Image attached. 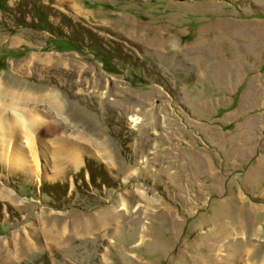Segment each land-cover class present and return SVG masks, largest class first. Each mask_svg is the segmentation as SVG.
<instances>
[{
  "label": "rangeland",
  "instance_id": "obj_1",
  "mask_svg": "<svg viewBox=\"0 0 264 264\" xmlns=\"http://www.w3.org/2000/svg\"><path fill=\"white\" fill-rule=\"evenodd\" d=\"M7 1L3 89L83 137L0 140V264H264V0Z\"/></svg>",
  "mask_w": 264,
  "mask_h": 264
},
{
  "label": "bare ground",
  "instance_id": "obj_2",
  "mask_svg": "<svg viewBox=\"0 0 264 264\" xmlns=\"http://www.w3.org/2000/svg\"><path fill=\"white\" fill-rule=\"evenodd\" d=\"M2 85H3V83L0 80V100L2 99L5 102L4 98L7 97L6 95H10L14 99V100H10L12 102V103L11 102L10 103L12 105H15L16 104L15 106L17 108L16 109L17 116H16V119H15V124L11 125L9 123L10 124L9 129L10 130H14V134L11 133L13 131L9 132L7 130V128H8V122H9L8 121V116L0 115V127H3L5 125V129L7 130V131H4V132L2 131L0 133V140L2 142L3 141L6 142L7 138L5 140H4V138L7 135L8 136V141L10 142L11 138H13V142L15 141L13 145H15L17 147L16 149L13 150V153H12V156H13L12 157V161H14V163H16V164H18L20 166L21 165H24V161H25L24 160V148H25V145H27L29 147L30 152H31V150H33V144H32L33 135L36 134V133H39L37 131H40V130H41L40 133H43V129L41 127H43L44 125H47L46 135H50V134L51 135H55V134H57L58 137H57L56 141L59 143V145L62 144L63 146H65L66 143L68 142V140L71 141V140L74 139V143L72 144L71 151L68 150L65 147L67 150H63V151L66 152L67 154L66 155H63L62 158L65 160V158L68 159L69 157H71L72 160H75V152L78 151L81 148L80 147L81 145H79L75 141H77L78 138H81L83 136H81V135L78 136V134H75V131L72 134V135H74L75 138L70 137L71 134H68L66 132H65L64 135H59L57 133V130H60L59 124H57V125L54 126V125L51 124V120L49 122V121H47V118L46 119H43V117H40L39 114H41V113L37 112V111H39V110L36 109L37 107H35V108L33 107L34 109H32V108H26L25 107L28 104L29 101L31 103H34V106H38L39 105L38 107L44 106L42 104H45V105L47 104L51 108H53L54 111H56V113H60V115H61L62 114V111H60V110H61V104L62 103H61L58 95L57 94L55 95L54 93H50V92L36 94L33 91H18V90H14V89L7 91V90H4L3 89L4 87ZM17 106H19V107H17ZM1 108H3V106H1ZM18 119H19V121H18ZM135 122L138 123V121H135ZM18 125H19V131H15V128L14 127H16ZM48 126L52 127L53 128V131H51V129H49ZM23 134L25 136L23 138L26 139L25 141L23 140V143L25 145H23L20 142V139L23 136ZM37 139H39L38 145H42L43 139H40V138H37ZM84 140H86V139H84ZM95 144H96L95 147L98 149L97 150L98 153H100V155L103 156L104 158H107L108 157L107 152L105 153V151H101V144H100V142H96ZM67 147H68V145H67ZM103 149H104V147H103ZM17 150H18V152H17ZM9 192H11V191H9ZM142 195H144V197H145L146 196V193L144 192V193H142ZM259 230H260V228L257 229L258 232H260ZM250 252H251V250H249V253Z\"/></svg>",
  "mask_w": 264,
  "mask_h": 264
},
{
  "label": "trees",
  "instance_id": "obj_3",
  "mask_svg": "<svg viewBox=\"0 0 264 264\" xmlns=\"http://www.w3.org/2000/svg\"><path fill=\"white\" fill-rule=\"evenodd\" d=\"M7 3H8L7 0H0V9H3V10H4L3 7H6V6H7ZM54 26L57 27L56 24H55ZM56 27H54L53 29H50V30H52V32H53L54 34H56V35L59 36V38L57 39L58 42H56V43L54 44V46H55L57 49H62V47H63V49H64V48H69V47H71V46H77V39L70 38V37H69L70 35L66 36V35L61 34L60 32H57V31L55 30ZM71 34H72V33H71ZM72 35H73V34H72ZM72 35H71V36H72Z\"/></svg>",
  "mask_w": 264,
  "mask_h": 264
}]
</instances>
